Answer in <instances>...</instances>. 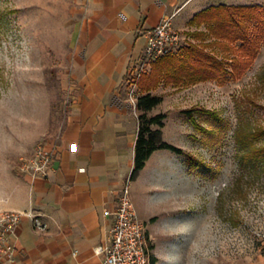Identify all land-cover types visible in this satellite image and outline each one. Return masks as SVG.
Wrapping results in <instances>:
<instances>
[{"label": "rangeland", "instance_id": "obj_1", "mask_svg": "<svg viewBox=\"0 0 264 264\" xmlns=\"http://www.w3.org/2000/svg\"><path fill=\"white\" fill-rule=\"evenodd\" d=\"M221 4L264 7V0L202 2L178 28L180 46L160 60L167 64L192 47L202 49L221 63L220 76L172 70L144 81L158 58L136 83L138 96L141 84H151L149 92L162 98L147 117L165 114L161 141L183 152L155 151L129 184L151 264L264 263V33L249 58L239 42L213 35L212 24L192 21ZM67 7L68 0H0V149L5 145L7 172L57 133L67 111ZM255 26H248L254 35ZM142 62L141 55L127 73ZM128 89L126 74L125 97Z\"/></svg>", "mask_w": 264, "mask_h": 264}, {"label": "crops", "instance_id": "obj_2", "mask_svg": "<svg viewBox=\"0 0 264 264\" xmlns=\"http://www.w3.org/2000/svg\"><path fill=\"white\" fill-rule=\"evenodd\" d=\"M204 1L68 0L69 103L44 141L55 158L46 175L32 178L20 164L7 172L0 149V210L30 212L45 226L21 217L12 239L18 263L102 264L95 249L108 244L113 222L104 212L129 178L137 139V117L123 95L128 67L142 55L146 30L167 17L178 30Z\"/></svg>", "mask_w": 264, "mask_h": 264}, {"label": "built area", "instance_id": "obj_3", "mask_svg": "<svg viewBox=\"0 0 264 264\" xmlns=\"http://www.w3.org/2000/svg\"><path fill=\"white\" fill-rule=\"evenodd\" d=\"M171 19L172 17L164 18L157 26L145 31L142 67L134 73H127L129 89L126 100L133 109L138 98L136 83L144 67L147 63L172 53L183 40ZM54 158L53 150L39 144L28 159L20 161L19 170L32 178L44 176ZM129 184L128 178L116 193L114 207L104 212V216L112 217L113 222L109 229L108 244L95 249V253L102 256V264H151L145 225L136 213ZM22 216L31 218L35 228H45L30 212L0 210V264H20L12 239Z\"/></svg>", "mask_w": 264, "mask_h": 264}, {"label": "trees", "instance_id": "obj_4", "mask_svg": "<svg viewBox=\"0 0 264 264\" xmlns=\"http://www.w3.org/2000/svg\"><path fill=\"white\" fill-rule=\"evenodd\" d=\"M192 21L197 24H212L214 26L213 35L224 38L230 43L239 42L241 44L239 46L240 51L244 56L249 57L254 52L252 50H255L258 39L264 33V7L258 5L230 6L221 4L200 12L193 17ZM252 22L256 23L254 28L255 35L251 33L248 27ZM186 55L181 60H172L167 62V64L160 61L165 57L159 58L160 63H157L153 67V72L150 76L145 77L144 81L156 82V74L167 75L172 70L177 73L187 71L189 75H199L203 79L213 77L214 75L220 76L223 73L221 63L217 62L210 55L205 54L202 49L192 47L187 51ZM240 64L242 62L235 63L234 68H239ZM151 88V84L140 85L143 93L138 96L135 105V109L139 112L137 116L138 130L134 146L133 168L129 175V181L137 178L155 151L165 150L177 155L183 154L181 149L161 141V129L164 126L163 120L166 118V115L159 114L154 117H147V113L162 102L160 96L152 95L149 92ZM184 113L189 115L187 111ZM153 125L157 126L156 130L150 129V126Z\"/></svg>", "mask_w": 264, "mask_h": 264}]
</instances>
